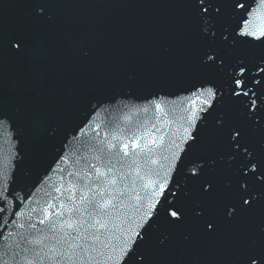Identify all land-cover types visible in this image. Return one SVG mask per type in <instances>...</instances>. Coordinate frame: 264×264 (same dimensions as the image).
Wrapping results in <instances>:
<instances>
[{
  "label": "water",
  "instance_id": "water-1",
  "mask_svg": "<svg viewBox=\"0 0 264 264\" xmlns=\"http://www.w3.org/2000/svg\"><path fill=\"white\" fill-rule=\"evenodd\" d=\"M211 2L214 37L194 0H0V232L35 215L93 138L164 135L163 162L160 152L180 157L196 135L173 161L184 219L172 222L161 207L138 252L148 264H260L264 187L250 181L257 199L239 201L229 134L239 129L264 162V36L254 35L264 30V0ZM208 52L223 66L206 64ZM241 64L249 96L233 94ZM193 162L204 166L199 177Z\"/></svg>",
  "mask_w": 264,
  "mask_h": 264
},
{
  "label": "snow or ice",
  "instance_id": "snow-or-ice-1",
  "mask_svg": "<svg viewBox=\"0 0 264 264\" xmlns=\"http://www.w3.org/2000/svg\"><path fill=\"white\" fill-rule=\"evenodd\" d=\"M194 2L205 21L206 36L214 37L211 17L213 10L218 13L219 8L211 0ZM254 35L256 38L264 36V30ZM13 47L19 50L22 45L16 42ZM205 63H219L222 67L223 59L208 52ZM246 70V65L241 64L233 81L236 96H249L244 81ZM258 71L264 73V66H258ZM212 96L215 97L216 93L212 92ZM250 101L251 110H255L254 93ZM219 126L223 128V122ZM229 136L234 149L233 161L240 159L236 195L243 206L250 207L257 199L250 181L264 187V162H258L241 143L239 129H233ZM196 140V135L190 137L187 149L180 157L175 154L169 157L160 152L161 162L158 150L163 148L164 135L159 137V142L149 131L134 134L126 141L119 136L93 138L92 143L83 146L84 151L76 160L78 167L64 173L59 185L48 193V199L32 209L35 215L29 214L26 221L19 223L13 219L11 223L15 231L7 235L0 232V264H99V261L105 264H133V261L134 264H148L138 249L147 239L148 229L154 226L152 222L161 207L165 208L172 222L184 219V210L177 202L180 187L175 183L178 169L173 161L180 165L189 146ZM203 168L202 164L193 162L189 174L199 177ZM211 190V184L204 185L205 193ZM235 212L236 207L229 205L226 216L231 218ZM196 214L202 215V210L196 209ZM0 222H3L2 218ZM207 227L212 230L213 225ZM256 259L253 258L252 264H256ZM260 264H264V259Z\"/></svg>",
  "mask_w": 264,
  "mask_h": 264
}]
</instances>
